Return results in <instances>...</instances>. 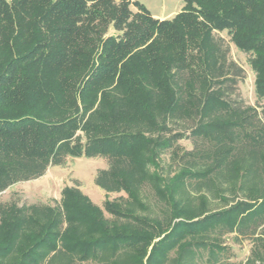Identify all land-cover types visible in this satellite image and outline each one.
Instances as JSON below:
<instances>
[{
  "label": "trees",
  "instance_id": "trees-1",
  "mask_svg": "<svg viewBox=\"0 0 264 264\" xmlns=\"http://www.w3.org/2000/svg\"><path fill=\"white\" fill-rule=\"evenodd\" d=\"M183 3L159 19L137 0H0V192L85 157L124 193L0 203V264H221L226 233L256 235L246 264H264V106L214 33L250 55L263 100L264 0Z\"/></svg>",
  "mask_w": 264,
  "mask_h": 264
},
{
  "label": "rangeland",
  "instance_id": "rangeland-1",
  "mask_svg": "<svg viewBox=\"0 0 264 264\" xmlns=\"http://www.w3.org/2000/svg\"><path fill=\"white\" fill-rule=\"evenodd\" d=\"M150 12V14L159 19L172 18L179 12L183 6V0H137ZM132 13H136L135 6L130 5ZM109 34L117 32L112 28L108 29ZM215 37L223 38L229 47L228 56L237 65L244 70V78L238 83V93L245 104L257 106L261 111L264 106V99L257 100L254 92V73L249 65V54L238 50L235 45L230 42L226 31L214 32ZM264 119V118H263ZM178 144L187 150L192 148V144L188 139H181ZM161 165L165 172H171L177 165L174 161L169 160V153L162 154ZM106 167V163L101 158H85L76 157L69 158L64 166H49L46 172L29 181L19 182L11 185L6 190L0 192V203L15 202L17 205L33 204V203H49L54 204L61 197V190L65 186H75L78 188L97 206L103 207L106 199L112 200L123 192L106 193L97 187L94 183V175L98 168ZM146 199L151 202L153 211L158 215L161 214V206L153 197L151 190L146 187L144 189ZM209 209L216 210L225 205L217 197L208 194ZM104 215L110 218V215L104 211ZM261 229H259L260 231ZM255 236L244 237L235 236L234 233H226L220 237V240L226 245L227 251L221 255V264L226 263H242L246 264L247 259L254 247L253 239ZM220 264V263H218ZM252 264H259L254 262Z\"/></svg>",
  "mask_w": 264,
  "mask_h": 264
}]
</instances>
